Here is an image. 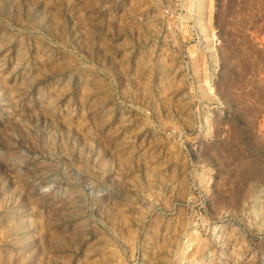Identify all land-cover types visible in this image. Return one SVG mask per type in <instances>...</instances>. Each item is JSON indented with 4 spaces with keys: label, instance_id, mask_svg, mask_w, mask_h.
<instances>
[{
    "label": "rangeland",
    "instance_id": "1",
    "mask_svg": "<svg viewBox=\"0 0 264 264\" xmlns=\"http://www.w3.org/2000/svg\"><path fill=\"white\" fill-rule=\"evenodd\" d=\"M0 264H264V0H0Z\"/></svg>",
    "mask_w": 264,
    "mask_h": 264
}]
</instances>
